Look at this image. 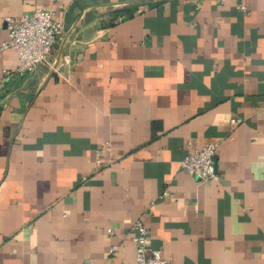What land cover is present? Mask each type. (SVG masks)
I'll return each mask as SVG.
<instances>
[{
    "label": "crops",
    "instance_id": "obj_1",
    "mask_svg": "<svg viewBox=\"0 0 264 264\" xmlns=\"http://www.w3.org/2000/svg\"><path fill=\"white\" fill-rule=\"evenodd\" d=\"M243 3L0 0V264H135V222L170 264H264V0ZM35 8L64 29L19 74L5 17ZM209 142L201 182L180 162Z\"/></svg>",
    "mask_w": 264,
    "mask_h": 264
},
{
    "label": "built area",
    "instance_id": "obj_2",
    "mask_svg": "<svg viewBox=\"0 0 264 264\" xmlns=\"http://www.w3.org/2000/svg\"><path fill=\"white\" fill-rule=\"evenodd\" d=\"M237 7L243 12L248 11L243 0H238ZM5 25L8 30V37L3 42L2 47H10L16 51L19 59L16 72L19 74L31 73L40 64L49 63L47 57L51 47L64 29V25L52 17L51 11L43 8H35L33 12L20 20L6 16ZM69 62L70 56L66 54L61 63H57L55 66L51 64V66L53 65V69H56L60 64ZM188 143L190 144V142ZM217 146V142H209L200 147H194L181 160V167L201 182L221 179L222 174L215 165ZM133 228L135 229L132 237L135 264H170L169 260L161 257L157 250H152L147 246L148 233L141 222H135ZM107 232L111 234L112 230L109 228ZM115 249V245L110 246V251ZM148 250L151 254L146 256Z\"/></svg>",
    "mask_w": 264,
    "mask_h": 264
}]
</instances>
